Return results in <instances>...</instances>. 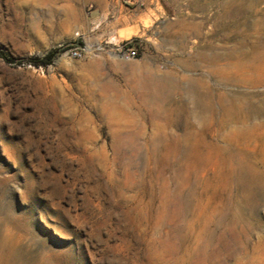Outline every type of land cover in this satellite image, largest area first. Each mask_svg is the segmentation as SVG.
Wrapping results in <instances>:
<instances>
[{
	"label": "rangeland",
	"instance_id": "rangeland-1",
	"mask_svg": "<svg viewBox=\"0 0 264 264\" xmlns=\"http://www.w3.org/2000/svg\"><path fill=\"white\" fill-rule=\"evenodd\" d=\"M0 50L22 60L0 58V264H264V137L220 128L235 176L184 127L205 123L191 86L215 120L264 97L219 75L264 57V0H0Z\"/></svg>",
	"mask_w": 264,
	"mask_h": 264
},
{
	"label": "bare ground",
	"instance_id": "bare-ground-1",
	"mask_svg": "<svg viewBox=\"0 0 264 264\" xmlns=\"http://www.w3.org/2000/svg\"><path fill=\"white\" fill-rule=\"evenodd\" d=\"M236 73H238V77L236 78L241 81L247 80L251 83L264 81V57L259 54H244L241 58L231 63L229 70L219 75L226 80H231ZM192 87L193 86L189 88L188 95L191 96L194 107L199 109L197 115L200 117L204 116L205 123L203 127L199 129L191 125L188 122L187 115H185V141L199 143L200 148H198L199 150L196 152L198 162L202 164H212L217 167V170L225 171L230 175L232 173L235 176H241L244 171L243 168H245L241 163L248 153L242 149L234 150L231 146H219L217 144V139L220 133L219 131L220 128L230 125L231 122L235 120L236 126L224 137V139L230 140V142L233 139L235 140V143H237L239 139L245 141H251V139L257 141L262 139L264 137L261 133V130L264 127V123L261 122L264 117V97L256 96L248 100V102L234 100L233 102L228 103L226 108L222 109V112L220 113L221 118L215 120L217 112L214 111L210 104L205 102L207 99L212 98L211 92H205L204 94L199 95L197 90ZM177 89L178 84L173 83L170 84L166 90L168 95H170L171 92ZM218 98L220 100H225L226 96L219 94ZM180 108L185 110L186 104H181ZM247 122H252V124ZM190 156L191 154L185 152L186 159ZM202 170H204V168H202ZM249 171L251 170H248V172Z\"/></svg>",
	"mask_w": 264,
	"mask_h": 264
},
{
	"label": "trees",
	"instance_id": "trees-1",
	"mask_svg": "<svg viewBox=\"0 0 264 264\" xmlns=\"http://www.w3.org/2000/svg\"><path fill=\"white\" fill-rule=\"evenodd\" d=\"M69 47H70V45L60 46V47H57L55 49L48 51L43 56H40V57L39 56H32V57L25 59V61H28L34 65H46V64L51 63L60 52H62L63 50H65ZM131 47L134 48L133 46H131ZM0 58L3 61L8 62V63L22 62V60L15 61L12 57L8 56L7 54L2 52L1 50H0Z\"/></svg>",
	"mask_w": 264,
	"mask_h": 264
},
{
	"label": "built area",
	"instance_id": "built-area-1",
	"mask_svg": "<svg viewBox=\"0 0 264 264\" xmlns=\"http://www.w3.org/2000/svg\"><path fill=\"white\" fill-rule=\"evenodd\" d=\"M121 53L127 58H134L137 56V52L135 48L127 47L121 51ZM76 55V53H74Z\"/></svg>",
	"mask_w": 264,
	"mask_h": 264
}]
</instances>
